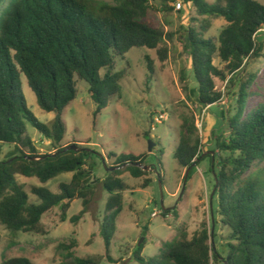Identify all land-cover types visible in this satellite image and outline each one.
Instances as JSON below:
<instances>
[{
	"label": "trees",
	"instance_id": "1",
	"mask_svg": "<svg viewBox=\"0 0 264 264\" xmlns=\"http://www.w3.org/2000/svg\"><path fill=\"white\" fill-rule=\"evenodd\" d=\"M154 1L156 5L153 0H0V155L5 145L14 147L0 162V224L11 233L39 232L46 213L58 208L65 214L70 203L80 199L83 210L72 219L78 223L89 212L101 185L110 198L98 236L103 240L106 258L114 263L111 247L124 210L122 194L128 190L119 177L124 172L136 179L144 177L150 154H112L117 160L108 177L103 182L93 180L100 155L78 145L81 151H66L63 141L67 125L63 114L78 97V81H85L95 104V124L98 115L121 93L122 82L129 75L130 65L116 71L117 64L125 61L134 48L158 50L167 36L173 38V34L167 35L145 20L151 9L176 12L177 2L170 6L172 0ZM181 2L185 9L178 13L190 7L196 13L191 21L200 23V30L182 27L180 43L190 55L196 83L188 98L204 111L223 98L218 81L233 84L250 60L264 58L263 45L257 41L258 33L264 30V5L255 0ZM219 18L227 26L218 41L205 38L203 33L211 28L210 20ZM159 55L162 62L166 61V50H160ZM146 59L151 71V58ZM216 59L221 60L223 68L216 66ZM23 77L39 107L55 115L50 126L40 122L29 109ZM181 80L186 82L185 75ZM253 81L251 77L240 86L236 112L225 121L228 135L211 133L214 156L202 149L194 113L183 116L174 158L184 169L191 168L188 177L201 161H209L214 178L213 200L218 202L210 228H202L192 239L183 236L168 242L153 258L143 255L141 244L132 255L134 262L264 264V101L247 112ZM29 124L50 141V152L41 154L29 136ZM151 166L163 184L162 163ZM65 173L73 174L72 179L60 183L57 192L48 187L31 188L37 203L30 202L29 193L17 181V175H21L47 184ZM162 213L167 217L172 212L167 209ZM173 213L178 216L176 210ZM218 224L229 230L222 243L217 240ZM77 246V240L60 246L64 264H99L95 259L79 257ZM1 264L34 263L28 258H11Z\"/></svg>",
	"mask_w": 264,
	"mask_h": 264
},
{
	"label": "rangeland",
	"instance_id": "2",
	"mask_svg": "<svg viewBox=\"0 0 264 264\" xmlns=\"http://www.w3.org/2000/svg\"><path fill=\"white\" fill-rule=\"evenodd\" d=\"M174 1L182 0H172L169 5L172 6ZM206 1L215 3L217 0ZM255 1L264 5V0ZM153 4L157 3L153 0ZM194 16L195 10L190 7L182 14L151 9L146 23L162 29L167 35L173 34V38L169 39L167 36L158 50L134 48L127 53L125 61L117 64L116 71L130 65L129 75L122 82L121 93L98 115L95 124L92 119L95 104L89 94V85L85 81H78V97L63 114L67 125L63 146L78 145L87 150H94L100 155L96 160L98 167L92 175L93 180L103 182L108 177L117 160L111 157L112 154L121 157L149 153L147 166L159 163L163 165L161 172L163 184L160 183L153 167L140 179L133 178L128 172L119 177L123 179L128 190L122 194L124 210L118 219L117 234L111 247L110 256L114 263H110L106 258L103 240L98 236L106 215V204L110 198L100 185L89 212L76 224L72 219L83 210L80 199L70 203L65 214L58 208L46 213L42 218L39 232L14 234L0 224V264L3 260L11 258H28L34 264H64V251L60 246L70 245L74 240L78 242L75 251L79 257L95 259L99 264H138L132 260V255L142 238L144 228L148 227L142 243L143 255L149 258L157 256L168 242L183 236L192 239L202 228H210V198L214 189V178L210 173L208 160L201 161L192 169L185 191L182 193L187 169L175 160L174 151L179 142L183 116L190 112L194 113L203 142L202 149L209 150L211 154V150L215 149L209 140L211 133L218 131L225 136L228 135L225 121L228 115L233 116L236 112L241 84L254 77L249 91L247 112L264 101V58L250 60L236 75L233 84L218 81L217 88L223 92L222 100L208 107L206 111L201 110L194 104V100L188 98L189 90L195 88L196 83L191 73L190 55L184 44L180 43L184 34L182 27L186 29L192 26L200 30V23L191 21ZM210 22L211 28L203 35L205 38H214L218 41L227 23L221 18L211 19ZM257 41L264 48V30L258 33ZM160 50L167 51L168 56L164 62L160 59ZM146 56L151 58L153 64L151 71L148 69ZM215 64L223 68L220 59H216ZM182 75L187 78L186 82L181 80ZM21 81L29 109L40 122L50 126L55 115L43 111L25 77ZM28 133L41 154L51 151L50 141L30 124ZM13 151V146L5 145L2 148L0 162ZM72 176L71 173H65L47 184H42L37 178L17 175V181L29 193L30 202L37 203L36 197L31 194L33 186L48 187L57 192L59 184L70 182ZM146 181L150 183L146 184ZM162 203L172 212L167 217L162 213ZM217 208L218 202L214 199L212 210L215 212ZM174 210L178 216H175ZM155 212L158 215L153 217ZM216 233L217 240L222 243L227 239L229 230L218 224ZM213 241L214 237L211 239V242Z\"/></svg>",
	"mask_w": 264,
	"mask_h": 264
},
{
	"label": "water",
	"instance_id": "3",
	"mask_svg": "<svg viewBox=\"0 0 264 264\" xmlns=\"http://www.w3.org/2000/svg\"><path fill=\"white\" fill-rule=\"evenodd\" d=\"M68 150L81 151L82 149L78 148L77 145H72V146H69V147L66 148V151H68ZM149 150L151 152L152 148L150 147ZM211 154H212V156H214V153H211ZM103 164H104L105 168L107 169L106 163L104 161H103ZM151 167L152 166H146V167H144V171L150 170ZM190 170H191V168H188L187 169V172H186V175H185V178H184V182H183L182 193H184V191H185L186 183H187V179H188V175H189ZM161 192H162V188H161ZM213 196H214V191L212 192V195H211V198H210L211 216H212V220L214 221L213 215H212L213 214V210H212V200H213ZM162 210L163 211H166L167 210V208L164 206L163 203H162ZM146 234H147V228H144L143 235H142V238L140 239V241L138 243V246H141V244L143 243V241L145 239Z\"/></svg>",
	"mask_w": 264,
	"mask_h": 264
},
{
	"label": "built area",
	"instance_id": "4",
	"mask_svg": "<svg viewBox=\"0 0 264 264\" xmlns=\"http://www.w3.org/2000/svg\"><path fill=\"white\" fill-rule=\"evenodd\" d=\"M183 9H185V5L183 4V2H181V1L177 2V3H176V6H175V10H176V12H179V11H181V10H183ZM157 215H158V213L155 212V213L153 214V217H156Z\"/></svg>",
	"mask_w": 264,
	"mask_h": 264
},
{
	"label": "crops",
	"instance_id": "5",
	"mask_svg": "<svg viewBox=\"0 0 264 264\" xmlns=\"http://www.w3.org/2000/svg\"><path fill=\"white\" fill-rule=\"evenodd\" d=\"M206 111V110H205Z\"/></svg>",
	"mask_w": 264,
	"mask_h": 264
}]
</instances>
